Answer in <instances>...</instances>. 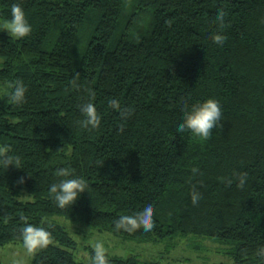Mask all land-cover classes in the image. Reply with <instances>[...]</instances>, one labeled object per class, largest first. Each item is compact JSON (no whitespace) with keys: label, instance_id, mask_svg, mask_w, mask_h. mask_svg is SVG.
Here are the masks:
<instances>
[{"label":"trees","instance_id":"obj_1","mask_svg":"<svg viewBox=\"0 0 264 264\" xmlns=\"http://www.w3.org/2000/svg\"><path fill=\"white\" fill-rule=\"evenodd\" d=\"M13 3L32 29L24 38L0 31V83L26 85L20 104L0 96V145L22 167L0 165V247L28 249L22 229L31 223L50 240L29 264H93L94 250L75 260L73 239L48 220L62 216L138 242L202 237L234 264H264V0H0L1 20ZM209 97L222 110L212 135L177 133L182 105ZM89 100L101 117L95 128L78 123ZM61 168L87 183L64 207L51 190L68 178ZM145 202L151 229L117 222Z\"/></svg>","mask_w":264,"mask_h":264},{"label":"clouds","instance_id":"obj_2","mask_svg":"<svg viewBox=\"0 0 264 264\" xmlns=\"http://www.w3.org/2000/svg\"><path fill=\"white\" fill-rule=\"evenodd\" d=\"M225 13L223 9H218L216 19L223 23ZM32 26L28 22L25 10L20 3L11 5L10 18L0 23V30L6 31L8 35L14 38H24L31 32ZM226 37L223 34L216 33L213 35V41L222 45ZM26 85L22 81H15L7 90V95L10 101L14 104H20L25 100ZM113 109H120V103L116 99L109 102ZM80 112L83 114V119L78 123L81 127L95 128L99 126L101 117L97 113L95 104L89 100L80 105ZM127 111L122 110L121 116H126ZM222 116L220 101L216 98L209 97L189 108L182 105V116L175 124L177 133H184L186 130L201 140L208 139L213 132V129L220 122ZM14 165L19 166V158L9 154L7 145H0V165L8 167ZM195 171V170H194ZM61 176L68 178L62 179L59 183H53L51 190L55 194V199L58 206L64 207L72 205L75 199L87 190V183L83 178L72 177L67 169L61 168L58 170ZM23 178H21V181ZM240 183H244V177H240ZM191 201L193 204L198 203L200 193L195 188L191 192ZM124 228L135 227L138 223L141 224L144 230H149L153 227V211L152 204L145 202L139 209L124 213L117 221ZM23 241L30 251L47 246L50 240L49 232L43 227H37L31 223H26L22 229ZM106 249L103 244L97 243L94 255L93 264H110L109 259L105 255ZM258 255L264 256V247L258 250Z\"/></svg>","mask_w":264,"mask_h":264},{"label":"rangeland","instance_id":"obj_3","mask_svg":"<svg viewBox=\"0 0 264 264\" xmlns=\"http://www.w3.org/2000/svg\"><path fill=\"white\" fill-rule=\"evenodd\" d=\"M3 20L0 19V23ZM3 31V30H0ZM2 59L0 58V67ZM7 91V85L0 83V96ZM23 200L30 197L23 193ZM64 227L73 239L74 245L69 252L75 260L87 262L90 252L95 251L96 244L104 245L105 255L111 257L130 258L139 261H151L157 264H234L228 249L218 243L197 236H176L157 242H138L119 238L107 231H99L92 227L72 223L62 216L48 219ZM33 252L22 243H8L0 247V264H29Z\"/></svg>","mask_w":264,"mask_h":264}]
</instances>
